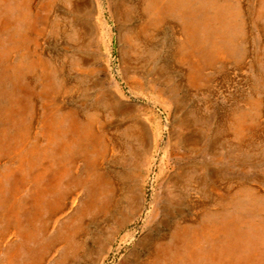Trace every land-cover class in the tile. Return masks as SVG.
<instances>
[{
  "label": "bare ground",
  "instance_id": "1",
  "mask_svg": "<svg viewBox=\"0 0 264 264\" xmlns=\"http://www.w3.org/2000/svg\"><path fill=\"white\" fill-rule=\"evenodd\" d=\"M28 1L0 0V264H105L148 156L117 264H264V0H105L134 100L100 0Z\"/></svg>",
  "mask_w": 264,
  "mask_h": 264
},
{
  "label": "rangeland",
  "instance_id": "2",
  "mask_svg": "<svg viewBox=\"0 0 264 264\" xmlns=\"http://www.w3.org/2000/svg\"><path fill=\"white\" fill-rule=\"evenodd\" d=\"M36 1H37V5H38L41 0H36ZM104 1L105 0H100L101 5H102L103 8L105 7ZM7 4H8V6L12 7V13L13 14L14 13L15 14H26V19L25 20L28 21V22H26V21H18L16 23V26L19 23L18 24L19 28L22 27L25 22H26V24L30 23V21L32 19L28 18V15L35 16V14L37 12L36 8H34L35 7V3L29 2L28 0H7ZM0 8H1V5H0ZM104 19L107 22L106 31H107V33H109L111 35V41L109 43V52H110L111 58H110V63H109L110 66L108 68V71L107 72H101V77H103L105 80H111V82H113L114 84H118L125 91V93L127 95L129 94V99L134 100V98L136 96L135 95L131 96V94L129 92V88L126 85V83L124 82V79H122V77L120 76V74L116 70V68L118 67V64H119L118 63L119 42H118V38H117V29L115 27L114 18L105 10V8H104ZM105 43H107V41H105ZM105 43L103 41H101V40L99 41V44H101V48L103 49V50L102 49L101 50L107 52L106 49H105V46H104ZM102 63L105 66L107 65V62H103V60H102ZM139 96H140L139 100L141 101V103L139 105L140 113L142 114L143 118H146V116L148 114H144L145 113L144 107L146 105L145 103L148 100L152 101L153 98H152V96L148 95L147 93L146 94L143 93V94H141ZM166 100L168 101L169 99L166 98ZM171 106H172V101H169L168 110L170 109ZM168 110L164 109L163 105L158 104V106H156L155 112L151 113L152 119H153V117H155L156 121L158 119L162 124H165V120H166V116H167ZM164 133L165 134H163V138H162V140L160 142V147H162V148H164L166 146V143L164 141L167 140V132L164 131ZM140 146H141V148H144V146L142 144L141 145H139V144L137 145V147L139 149H140ZM161 156H162V151H160V152L158 151V157H161ZM203 159H204V156L202 154H196V156L194 158L193 157H178L177 158V157L174 156V157H172L170 159V164H171V166H173V163H175V162L184 163V162H188V161H192V160H194L196 162L198 161V163H201L203 161ZM141 160L142 161L139 164V169L142 170L144 173H147V169H149L150 167L153 166L152 170H151V172L149 174V176H150L149 178L150 179H149L148 183L145 185V194H146L145 198L147 199L146 206L142 210V216L137 215L132 221H130L127 224V226H124L122 228L119 227V230H117L115 238L113 240L112 249L110 250V254L106 258L105 264H117V262L119 260H121L122 262H125V260L122 258V256L125 255L127 253V251L134 245V240L135 239H132L131 241H129V243L128 242L122 243L121 248L118 250V246H119V243H120L119 238H122V236L124 234H126L130 230H131L132 233L136 234L135 238H137L138 235L143 230L144 219H146V213H147V210H148V208L150 206L149 205V203H150V194L152 192L151 191V187H150L151 182H152L151 178L153 176V173L157 172V167H156V165H154L156 162L152 163V161L149 160V156H148V158L145 157L144 159H141ZM229 164L232 165L234 170H238V165H237V161L236 160L229 161ZM250 173H252V172H250ZM164 175L165 174H163L161 176V178H160V181H159L160 184H159V187H157V192H162L164 190V185H163V182H162ZM67 177H68V175L65 176L63 184L66 182ZM22 219L25 220V215L22 216ZM56 235H57V233H56Z\"/></svg>",
  "mask_w": 264,
  "mask_h": 264
}]
</instances>
